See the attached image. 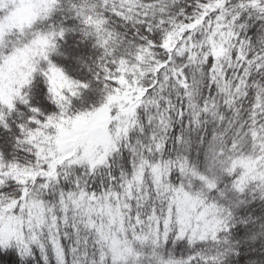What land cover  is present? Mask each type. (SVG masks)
<instances>
[{
    "label": "snow or ice",
    "instance_id": "1",
    "mask_svg": "<svg viewBox=\"0 0 264 264\" xmlns=\"http://www.w3.org/2000/svg\"><path fill=\"white\" fill-rule=\"evenodd\" d=\"M0 264H264V0H0Z\"/></svg>",
    "mask_w": 264,
    "mask_h": 264
}]
</instances>
